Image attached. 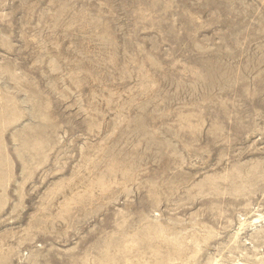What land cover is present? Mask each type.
Wrapping results in <instances>:
<instances>
[{
	"label": "rangeland",
	"instance_id": "1",
	"mask_svg": "<svg viewBox=\"0 0 264 264\" xmlns=\"http://www.w3.org/2000/svg\"><path fill=\"white\" fill-rule=\"evenodd\" d=\"M0 146V264H99L146 223L213 230L208 264L264 213V0H0Z\"/></svg>",
	"mask_w": 264,
	"mask_h": 264
},
{
	"label": "bare ground",
	"instance_id": "2",
	"mask_svg": "<svg viewBox=\"0 0 264 264\" xmlns=\"http://www.w3.org/2000/svg\"><path fill=\"white\" fill-rule=\"evenodd\" d=\"M5 158L6 155L0 146V189H4L8 173V162ZM245 173L249 176L250 182L255 181L256 175L254 172ZM98 178L100 177L98 176ZM91 183H85L86 187L84 186L82 197L90 193V188L95 186ZM104 184L102 183V185ZM2 201L3 199L0 195V204ZM72 201H75L74 197L67 198L61 207L67 208ZM60 214L62 213L60 212ZM231 223L233 225L222 249L224 251L227 248L225 253L229 261L226 264H264V249H262L264 246V213L257 209L253 210V208L246 209V211H238ZM215 237L217 235L213 233V230L204 226H199L194 237L180 238L170 228L163 226L161 223L154 225L146 223L128 234H122L120 239L112 240L108 244L111 254L101 256L98 263L187 264L189 259L197 255L201 248L207 246ZM256 238L257 241H255ZM162 248L164 249L163 251H161ZM134 250L140 251V254L136 257V260H130L129 253ZM222 252L218 254V257H213L208 264H225L224 257L226 255ZM9 254L11 253L9 252ZM32 254L35 256L37 253L32 252ZM5 259L7 260L8 258L5 257Z\"/></svg>",
	"mask_w": 264,
	"mask_h": 264
}]
</instances>
